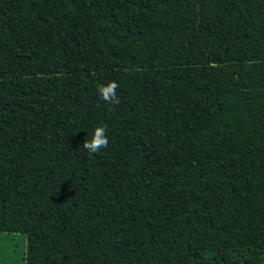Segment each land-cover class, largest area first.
Here are the masks:
<instances>
[{"label": "trees", "instance_id": "16d2710c", "mask_svg": "<svg viewBox=\"0 0 264 264\" xmlns=\"http://www.w3.org/2000/svg\"><path fill=\"white\" fill-rule=\"evenodd\" d=\"M0 232L26 264H264V0H0Z\"/></svg>", "mask_w": 264, "mask_h": 264}, {"label": "clouds", "instance_id": "9594fccd", "mask_svg": "<svg viewBox=\"0 0 264 264\" xmlns=\"http://www.w3.org/2000/svg\"><path fill=\"white\" fill-rule=\"evenodd\" d=\"M119 84L110 80L107 84H98L97 90L99 95L109 104L120 103V99L117 96L116 90L118 89ZM108 137L106 135V127L97 126L95 127L91 139H85L82 147L87 150L89 153L96 154L100 152L101 149L106 148L108 146Z\"/></svg>", "mask_w": 264, "mask_h": 264}, {"label": "rangeland", "instance_id": "374dc122", "mask_svg": "<svg viewBox=\"0 0 264 264\" xmlns=\"http://www.w3.org/2000/svg\"><path fill=\"white\" fill-rule=\"evenodd\" d=\"M26 237L21 233L0 232V264H26Z\"/></svg>", "mask_w": 264, "mask_h": 264}]
</instances>
